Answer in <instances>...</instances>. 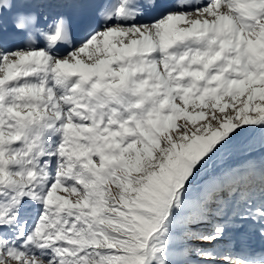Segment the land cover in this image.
I'll return each mask as SVG.
<instances>
[{"label": "snow or ice", "instance_id": "snow-or-ice-1", "mask_svg": "<svg viewBox=\"0 0 264 264\" xmlns=\"http://www.w3.org/2000/svg\"><path fill=\"white\" fill-rule=\"evenodd\" d=\"M221 262L264 264V0H0V264Z\"/></svg>", "mask_w": 264, "mask_h": 264}, {"label": "rangeland", "instance_id": "rangeland-1", "mask_svg": "<svg viewBox=\"0 0 264 264\" xmlns=\"http://www.w3.org/2000/svg\"><path fill=\"white\" fill-rule=\"evenodd\" d=\"M223 2V0H222ZM170 27H174V26H170ZM115 41L113 40V38H110L109 39V44L111 45L112 43H114ZM224 101H221V104H223ZM193 107V102L192 100H189V109H191ZM252 106L250 105V108ZM229 109H225V111H229ZM216 111L218 112L219 111V107L216 109ZM194 115V114H193ZM254 115V114H253ZM210 118V115L209 113L206 111L205 113V116L201 117V116H195L194 115V119L192 121L189 122V125L192 126V125H196V126H199L200 124L204 123L206 119H209ZM186 120V116L184 114H180L176 120L172 121V123L175 125V124H180L181 122L185 121ZM173 131H175L176 129L173 128L172 129ZM7 158V157H6ZM54 195H66L65 192H63L62 190H57V192L54 193ZM192 244L194 245H199L201 244L202 242L200 241H192L191 242ZM226 241H222L221 242V246H225L226 245ZM239 245H237V251H239ZM193 259H199L198 257H193ZM221 264H223V262H221Z\"/></svg>", "mask_w": 264, "mask_h": 264}, {"label": "bare ground", "instance_id": "bare-ground-1", "mask_svg": "<svg viewBox=\"0 0 264 264\" xmlns=\"http://www.w3.org/2000/svg\"><path fill=\"white\" fill-rule=\"evenodd\" d=\"M46 11V10H45ZM110 39V38H109Z\"/></svg>", "mask_w": 264, "mask_h": 264}]
</instances>
